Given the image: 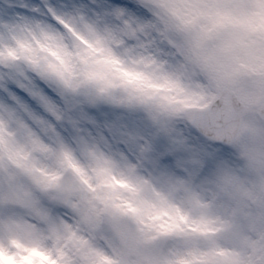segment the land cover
Returning <instances> with one entry per match:
<instances>
[{
  "label": "rangeland",
  "instance_id": "rangeland-1",
  "mask_svg": "<svg viewBox=\"0 0 264 264\" xmlns=\"http://www.w3.org/2000/svg\"><path fill=\"white\" fill-rule=\"evenodd\" d=\"M177 36L184 60L143 63L142 89H115L114 103L184 140L192 128L186 112L207 106L222 88H235L250 106L264 98V11L207 35L193 29ZM39 39L56 40L24 26L0 36V46ZM232 147L243 168L202 181L161 167L147 146L135 158L98 142L0 148V248L42 252L44 264H237L245 255L259 264L258 251L245 247L264 239L257 228L264 123L256 112Z\"/></svg>",
  "mask_w": 264,
  "mask_h": 264
},
{
  "label": "snow or ice",
  "instance_id": "snow-or-ice-1",
  "mask_svg": "<svg viewBox=\"0 0 264 264\" xmlns=\"http://www.w3.org/2000/svg\"><path fill=\"white\" fill-rule=\"evenodd\" d=\"M257 11H264V0L251 6L245 0H0V36L27 26L56 38L55 44L39 39L0 46V148L98 142L135 158L147 146L161 167L200 181L223 168L240 170L244 162L231 145L195 127L188 139L165 135L114 103V90L142 89L148 78L139 68L143 63L182 62L186 48L179 32L207 35ZM64 41L68 46H59ZM49 207L76 214L71 206ZM257 228L264 236V219ZM245 247L257 250L264 264V239ZM18 255L0 248L4 264H19ZM237 264L254 261L245 255Z\"/></svg>",
  "mask_w": 264,
  "mask_h": 264
},
{
  "label": "clouds",
  "instance_id": "clouds-1",
  "mask_svg": "<svg viewBox=\"0 0 264 264\" xmlns=\"http://www.w3.org/2000/svg\"><path fill=\"white\" fill-rule=\"evenodd\" d=\"M42 42V41H40ZM52 54L57 55L54 49H52ZM13 252H16L17 250L15 248L12 249ZM22 255L16 256V261L19 262V264H44V261L40 255L33 254L32 252L29 251H22ZM24 256H29L31 257L30 260H24ZM0 264H4L3 261H0Z\"/></svg>",
  "mask_w": 264,
  "mask_h": 264
},
{
  "label": "water",
  "instance_id": "water-1",
  "mask_svg": "<svg viewBox=\"0 0 264 264\" xmlns=\"http://www.w3.org/2000/svg\"><path fill=\"white\" fill-rule=\"evenodd\" d=\"M231 118H232V117H228V118H227L229 122L231 121Z\"/></svg>",
  "mask_w": 264,
  "mask_h": 264
}]
</instances>
